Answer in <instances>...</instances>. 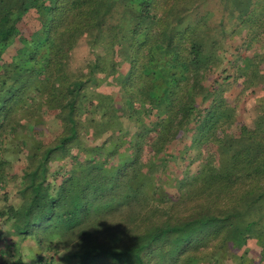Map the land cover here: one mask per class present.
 Returning <instances> with one entry per match:
<instances>
[{"label":"trees","instance_id":"16d2710c","mask_svg":"<svg viewBox=\"0 0 264 264\" xmlns=\"http://www.w3.org/2000/svg\"><path fill=\"white\" fill-rule=\"evenodd\" d=\"M0 264H264V0H0Z\"/></svg>","mask_w":264,"mask_h":264},{"label":"rangeland","instance_id":"374dc122","mask_svg":"<svg viewBox=\"0 0 264 264\" xmlns=\"http://www.w3.org/2000/svg\"><path fill=\"white\" fill-rule=\"evenodd\" d=\"M217 17H218V14L216 12H214L210 19H211L212 22H215ZM233 39H234L233 37L226 38L227 42H229V44L232 45V46H234V44L236 43L235 40H233ZM87 56H88V54H87L86 45H80L79 50H78L79 61L77 62V66L79 68L82 67V63L81 62ZM47 124H51V126H50L51 130L52 131H56L58 125L53 123V120H51V118L48 119ZM24 243L27 244V245H30L29 241H25ZM25 244H23V247H25ZM245 248H246L245 250H248L247 246H245Z\"/></svg>","mask_w":264,"mask_h":264}]
</instances>
